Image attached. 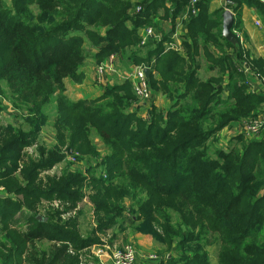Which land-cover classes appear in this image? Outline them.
<instances>
[{"label":"trees","instance_id":"1","mask_svg":"<svg viewBox=\"0 0 264 264\" xmlns=\"http://www.w3.org/2000/svg\"><path fill=\"white\" fill-rule=\"evenodd\" d=\"M211 1L201 0L198 15L189 22L191 43L184 45L195 49L193 56L200 45L206 56L211 46L233 48L222 37L223 11L208 14ZM230 1L235 12L252 4L264 16V4L257 0ZM190 2L15 0L8 6L0 0V96L24 118L20 125L0 127L1 257L22 255L28 261L33 253L39 262L32 264H76L60 244L86 249L100 242L95 232L83 237L77 218L64 221L61 212L50 210L39 220L36 210L42 200L56 198L75 208L85 189H92L99 232L120 225L130 211L135 231L152 236L170 252L176 243L163 264H211L208 247L214 245L219 246V264H264V136L248 144L236 138L241 152L217 150L213 156L208 145L226 125L248 118L264 102L240 85L244 77L228 55L209 68L218 69V78L201 81L193 61L185 65L176 53L165 52V40H152L147 56L136 50L144 54L141 60H126L129 69L141 64L150 69L151 104L136 105L130 81L106 86L95 101L73 103L65 97V80L82 83L79 72L88 58L99 65L121 51L128 55L154 15L171 8L182 15ZM134 4L141 11L130 15ZM227 72L229 97L224 99L222 77ZM154 91L173 102L167 113L155 107ZM2 98L0 113L7 109ZM145 109L148 119L139 115ZM48 124L57 145L39 146L40 157L25 161L17 175L24 150L38 142ZM94 135L107 146L105 156ZM64 146L77 151L80 162L86 157L91 163L101 161L88 174L67 169L60 178L47 176L44 183L40 173L64 160ZM25 208L31 213L26 214L29 229L22 233L14 218ZM44 243L50 249L43 253L39 246Z\"/></svg>","mask_w":264,"mask_h":264},{"label":"crops","instance_id":"2","mask_svg":"<svg viewBox=\"0 0 264 264\" xmlns=\"http://www.w3.org/2000/svg\"><path fill=\"white\" fill-rule=\"evenodd\" d=\"M141 1L142 0H131V2L133 3H139ZM234 4L235 3L231 2L230 0H212L211 3L208 5L209 6L208 14H213L216 11H221V10L223 11L222 27H221L222 37L224 38L225 41L229 42L233 48L227 47L223 51H220L215 46H211L210 49L211 52L209 53V56H206L204 47L200 45L196 49L197 54L195 56L192 55L195 52V49L189 51V49H187L184 45L185 42L191 43L189 27H188L190 19L198 15V14L197 15L192 14L191 2L189 6L186 8L185 13L179 16L174 15L172 8L169 9V13H167L168 12L167 10H160L156 15L152 17V24L149 27H145L139 31L138 33L139 39H141L144 36L146 29L153 28L157 33V35L162 36L161 40L166 41L163 46L165 48L166 53H170V52L176 53L184 60L185 65H190L192 61L196 64L198 69L197 75L201 81H207L210 78H218L220 76L218 69L209 70V68L215 65L214 63L215 60L220 59L224 55H228L233 60L238 72L241 73L244 77V80L240 82V85L242 84L246 87V92L248 94L256 95L264 100V16H262L252 4H249V6L243 5L238 10V12H235L232 8L229 7V6H234ZM139 11H141V7H138L137 12L133 13V15L137 14ZM226 11H230L233 14L234 20L230 32L235 38L234 42L229 41L224 36V20H225L224 14ZM152 40L148 41L147 45L155 44L154 41ZM147 45L144 46V49H142L140 48V42H139L136 46L132 47L131 50L133 51L138 50L145 52ZM93 52H96V50H93ZM245 65L251 69L249 73L245 71L244 69ZM121 66L123 70H129V65L127 64L126 61H123ZM95 67H96L95 62L88 58L85 65L80 69L79 72V74H82L84 76V80L82 81V83H76L70 78L65 80V85H66L65 97L69 101L73 103H78L82 101H92L94 99L101 97L104 94L105 88L104 86L99 85L97 82ZM154 75L156 79H160V76L156 72H154ZM257 75H259V78L257 77ZM229 78H230V74L228 72L222 77L224 99H227L229 97V91L227 89ZM154 94H155V107L160 111H162L163 113H167L171 109L173 102L162 92L154 91ZM0 98L2 97L0 96ZM230 101L231 103L234 102V100L232 99ZM3 104L5 107H7V109L1 112L0 116L4 113L5 118H9L12 120H15L14 117L17 116L21 117V113L18 115L17 113H19V111L13 109L7 100L3 99ZM139 115L143 119L149 118L148 111L146 109L141 113H139ZM258 117H261L263 119V123H262L263 129L259 135L249 136L247 134V122L251 119H255ZM20 119L23 123L24 119L22 118ZM20 124L9 122L7 125H2L0 119V127H7L8 125L17 126ZM44 129L45 128H43L40 134V138L38 142H36L32 146L24 150L23 157L24 155L27 154L28 155L27 161L31 158L37 160L40 157L38 151L39 146L42 145V146H46L47 148L50 147L47 144L41 142ZM51 129H53V127H51ZM53 132H54L55 143L52 145V147L57 145L56 132L54 129ZM263 136H264V102L260 105L257 112L252 113L248 118L241 119L239 121L230 122L221 131H219L215 137H212L208 142V144H210V151H211V145H214L216 147V151L217 150L230 151L232 149H236V147H240V145L237 144L235 140L238 137H243L244 142L248 144L250 142L258 141L262 139ZM97 140L100 141V144H97L96 141H94L97 149L99 148L98 145L105 146L102 140H100L99 138H97ZM233 140L235 141V143L233 144L232 147L231 146L229 147V145L233 142ZM226 146L228 147V149L225 148ZM63 149L67 151V153L65 151L64 154L61 152L65 160L66 159L65 155L68 156V150H67L68 146L62 147L61 150ZM107 152H108V148L106 147V150L100 153L101 154L104 153L103 156H105ZM95 161L96 160H93V162ZM24 162H25L24 158L19 162L17 175L20 174L24 166ZM57 165H55L50 170L41 172L39 177L40 180H43L45 183L47 180V176L60 178L63 172L67 169L73 172L82 171L80 169L74 170L73 165L72 164L69 165V161H67L66 163L64 162L62 164L64 166L60 169L57 167ZM57 169L60 170V172L58 173L56 171L54 175H51L53 170H57ZM82 172L88 174L87 170ZM3 191H4V187L0 186V193ZM88 191H92V189ZM91 194H89V196L87 197L84 196L82 200V202L85 200V202L88 204L87 206H89L92 209V211L89 209V211L91 212L90 216L93 224L92 225L93 227L90 230V232H88L87 234H82L80 230L79 219L82 215V209L71 208L70 211L68 212V219H65L63 216H61L62 219L64 221H69L70 219L77 218L76 219L78 224L77 228L81 236L87 237L95 232L96 237H98V239L100 240L99 243L106 245L105 249L112 247V245H115L114 248L121 247L122 243L135 244L136 249H138L137 250L138 260L135 264H163L162 256H159L158 260L149 259L151 255H156V253L159 251V247L157 245V242L154 240L152 236L135 231L134 227L136 224H134V219L131 217L130 211H127L123 215V220L120 225L118 226L116 225L112 228H108L103 232H99L94 205L90 199ZM88 197L90 201L89 203L87 201ZM15 198L22 199V196H15ZM59 203L60 200H55V201L42 200V202L38 205L36 213L42 217H46L47 213L50 210L57 211V208H53V207L57 206ZM127 206L130 207V203L128 201H127ZM83 212H87V209L84 208ZM22 224L23 226H26L25 223ZM100 251L103 250L93 249V252L95 253V255L99 260L101 259L100 255H98ZM210 259H212L211 254H210ZM217 262L218 260L215 258L214 262L211 261V264L212 263L219 264Z\"/></svg>","mask_w":264,"mask_h":264},{"label":"rangeland","instance_id":"3","mask_svg":"<svg viewBox=\"0 0 264 264\" xmlns=\"http://www.w3.org/2000/svg\"><path fill=\"white\" fill-rule=\"evenodd\" d=\"M8 6H13V2L15 1V0H3ZM135 5V7H133L130 11H129V14L131 15V14H133V13H135V12H137V10H138V7L140 6V5H138V4H134ZM32 14H33V17H34V19H36L37 17H38V10H37V8L36 7H33L32 8ZM123 51H121V52H119L120 53V55L121 56H123V60H127V62H129V60H130V58L132 57V58H135V59H137V60H141V57L145 54L146 56H147V53H148V51H146L144 54H140L139 52H137V53H134V51L133 52H131V53H129L128 55H126V53H122ZM127 56H131V57H127ZM89 59H91V60H93L94 62H95V59H94V57H90ZM132 61V60H131ZM95 65H96V63H95ZM100 98V97H99ZM99 98H97V99H99ZM97 99H94V100H92V101H95V100H97ZM111 111V110H110ZM109 111V112H110ZM21 112H19V113H17L18 115L20 114ZM1 118V123H2V125H7L9 122H12V123H15V124H20V123H22V121H21V119L20 118H22V117H19V116H17V117H14V119L15 120H12V119H9V118H5V115H4V113L0 116ZM22 119H24V118H22ZM51 119H52V117H51ZM258 120H262L263 121V119L261 118V117H258L257 118ZM51 127H52V125H50V124H48L46 127H45V129H44V132H43V134H42V139H41V142L42 143H45V144H47L48 146H50L49 148H51L52 147V145L55 143V141H54V132H53V129H51ZM263 129V128H262ZM249 136H252V135H249ZM93 140L94 141H96V143L97 144H100V141L99 140H97V138H96V135H94V137H93ZM236 142H237V144H239L240 145V143H239V141H237L236 140ZM235 143V141L233 140V142L229 145V147L231 146H233V144ZM209 145V147H210V144H208ZM218 145H220V144H218ZM106 146V145H105ZM105 146H99L98 145V147L101 149H99V151L100 152H103V151H105L106 150V147ZM226 149H228V147L226 146L225 147ZM236 149H238V151L239 152H241V145H240V147H236ZM68 150V156L67 155H65V160L63 161V162H61V163H59L58 165H57V167L60 169V168H62L64 165H62L64 162L66 163L67 161H69V158H70V156L72 155V154H78L79 155V157H80V154L79 153H77V151H75V150H73V149H71V148H68L67 149ZM73 150V151H72ZM28 151V150H27ZM29 151H31V150H29ZM66 150L65 149H63V150H61V152L64 154V152H65ZM216 151V147L214 146V145H211V154L214 156V152ZM229 151V150H228ZM66 153H67V151H66ZM105 153V152H104ZM104 153H102L101 154V156L104 154ZM24 161H27V159H28V155L26 154V155H24ZM86 160L87 161H85V162H80L79 161V158H78V162L77 163H73L72 165H73V169L74 170H82V171H85V170H89V169H91L92 167H94V168H96L97 166H98V163H99V161H95V162H93V163H91L90 161H89V158L88 157H86ZM69 165H71V163L69 162ZM60 172V170H53V172L51 173V175H54V173L55 172ZM44 172V171H43ZM92 193V191H88L87 189H85V193H84V196L85 197H87V196H89V194H91ZM86 199V198H85ZM55 200H60V203L57 205V206H54L53 208H57V211H59V212H61V216H63L65 219H68V212L70 211V203H67V202H65V201H63V200H61V199H58V198H56V199H54L53 201H55ZM87 201H88V203L90 202L89 201V197H88V199H87ZM88 204L85 202V200L82 202V200L80 201V203H78L77 204V206L74 208V209H82V215H81V217H80V219H79V223H80V230H81V232H82V234H87L88 232H90V230L92 229V219H91V216H90V214H91V212L89 211V209L92 211V209L89 207V206H87ZM87 209V212H83V209ZM27 213H31V211L29 210V209H26L25 208V210H23L21 213H19V214H17V216H16V218H14V219H16V220H18V225H16L15 227H16V229L18 230V231H21L22 233L24 232V231H26L27 229H29L28 228V226H22L23 224L22 223H26L27 222V217H26V214ZM38 217H41V218H44V217H42V216H38ZM174 219H176V221H177V214L174 216V218H173V222L175 221ZM159 226H162L161 224H160V222H159V224H158ZM21 232H20V234H21ZM116 241H118V240H116ZM119 242H121V241H119ZM125 243V242H124ZM122 246H124V245H126V244H121ZM135 245V244H134ZM157 245H158V247H159V251L156 253V255H158V257L159 256H162V258H163V256L165 255H167L168 253H169V255H171V254H174V250L176 251V243L175 244H173V246L170 248V249H174L172 252H170L169 251V249H167V247L165 246V245H163V244H160V243H158L157 242ZM22 245H18L17 247L18 248H20ZM60 246H67L68 247V256H71L73 259H75L76 260V264H101V259L99 260L98 258H97V256L95 255V253L93 252V249H96V250H103V251H106V250H108V248H106L105 249V246L106 245H104V244H101V243H97V244H95V245H92L91 247H88V248H86V249H83V250H78V251H76V247H75V245L74 244H71L70 242H63L62 244H60ZM114 246L115 245H112V247H110V249L108 250V251H110L111 249H113L114 248ZM121 246V247H122ZM49 246H48V244L47 243H44L42 246H39V249L41 250V252H43L44 253V249H46V250H48L49 251V249L50 248H48ZM135 247H136V245H135ZM208 249L210 250V254H211V258L212 259H210L212 262H214V260H215V258L218 260V253H219V246L218 245H214V246H211V247H208ZM138 250V249H137ZM161 250V251H160ZM37 255L36 254H31L30 256H29V260H30V262H29V260L28 261H26V259H24V256H22V255H15V256H13L11 259H9V257H7V258H4V257H1L0 256V264H32V261H34V263H36V262H39L38 261V259H37V257H36ZM26 257H27V255H26ZM169 257H171V256H169ZM175 257H179V255H175ZM109 263H111L110 261H108V264ZM217 263H219V261L217 262ZM112 264V263H111ZM212 264H214V263H212Z\"/></svg>","mask_w":264,"mask_h":264},{"label":"built area","instance_id":"4","mask_svg":"<svg viewBox=\"0 0 264 264\" xmlns=\"http://www.w3.org/2000/svg\"><path fill=\"white\" fill-rule=\"evenodd\" d=\"M201 0H192V14L197 15V5ZM264 4V0H257ZM162 36L157 35L153 28H148L144 36L141 38L140 48H144L148 41L154 39L160 41ZM122 57L118 54L109 56L103 63L96 65L95 74L99 85L104 86L112 85L116 82L130 81L133 86L134 94L137 98L136 105H148L153 101V93L149 85V79L146 75V70L149 68L145 64L139 66H132L129 70H123ZM246 72H250L248 66H244ZM150 70V69H149ZM259 78V75H257ZM117 79V80H116ZM263 80V79H262ZM262 120L257 118L251 119L247 122V134L259 135L262 131ZM79 155L72 154L69 158L71 164L78 162ZM110 248H108L109 250ZM100 251L98 255L101 257V264H107L110 261L112 264H135L138 260V251L134 244L128 243L122 247H115L110 251ZM157 255H151L150 260H158Z\"/></svg>","mask_w":264,"mask_h":264},{"label":"water","instance_id":"5","mask_svg":"<svg viewBox=\"0 0 264 264\" xmlns=\"http://www.w3.org/2000/svg\"><path fill=\"white\" fill-rule=\"evenodd\" d=\"M224 36L231 42L235 41L234 36L231 34V27L233 25V14L230 11H226L224 14ZM151 71L148 69L146 70L147 78H150ZM39 220H43V218L38 217Z\"/></svg>","mask_w":264,"mask_h":264}]
</instances>
